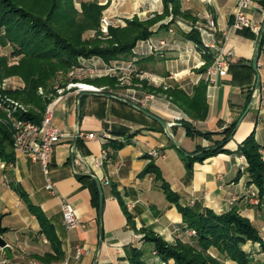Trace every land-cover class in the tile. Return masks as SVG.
Masks as SVG:
<instances>
[{"label": "crops", "instance_id": "obj_1", "mask_svg": "<svg viewBox=\"0 0 264 264\" xmlns=\"http://www.w3.org/2000/svg\"><path fill=\"white\" fill-rule=\"evenodd\" d=\"M138 5L143 18L163 11L162 0H119L106 12L123 25ZM235 6L236 0H180V11L186 15L174 16L169 12L156 20L149 27L150 36L134 46L130 60L104 62L96 56L78 59L80 69L88 66L103 71L105 65L134 63L149 57L138 74L149 73L165 87L191 94L199 80L207 79L205 72L198 71L204 63L201 53L187 37L191 29L198 32L197 27H205L213 19L216 30L205 38L223 44L233 53L229 60L232 66L228 65L226 74L213 75V83L207 82L208 111L203 120L190 119L164 93L157 91L149 94L144 105L137 106L155 114L162 122L98 92L81 91L80 99L75 91L55 97L44 116H49L53 126L69 133L54 145L49 156L47 177L55 194L44 188L46 176L39 163L16 153L13 146L12 160L0 158V227L3 228L0 236L6 242L0 246V257H7L9 264H128L131 249L137 244L144 251L146 264H174L173 260L162 261L153 254L154 247L144 240L143 231H153L169 242L193 243L195 237L188 233L177 206L165 197L161 181L153 173H143L149 162L157 166L162 180L177 195L181 206L198 205L221 214L229 210L228 201L235 199L232 207L250 220L264 241V199L258 205L250 203V193L256 187L250 183L247 171L239 170L242 161L237 153L242 140L253 132L264 156V0H253L246 10L257 32L247 28L232 31L222 41L220 31L231 23ZM198 35L200 40L204 38L200 32ZM160 40L164 44H159ZM254 58L256 71L252 67ZM13 81L16 87H21L18 78L14 77ZM160 83H148V86L162 88ZM104 87L107 86H100ZM254 87L258 90L257 97L249 95ZM110 89L113 94L121 91L117 86ZM126 90H135L138 96L145 93L136 86ZM174 114L186 116L195 133L186 134L182 123L169 126ZM233 122L236 125L223 152L202 161L187 162L182 151L190 155L199 147L211 146ZM75 130L93 133L94 137H75ZM196 131L217 134L206 138ZM104 134L109 137L107 141L101 139ZM109 141L124 144L114 149ZM152 150L158 156L151 155ZM95 157L100 159L98 166L94 164ZM91 171L99 179L103 193L101 218L96 206L95 183L89 176ZM61 200L72 205L83 226L69 230L64 227ZM29 205L42 212L44 225ZM76 244L88 248V253L79 260L73 258ZM241 249L249 254L252 264L264 263L259 243L247 240ZM210 254L226 264H236L214 248Z\"/></svg>", "mask_w": 264, "mask_h": 264}, {"label": "trees", "instance_id": "obj_2", "mask_svg": "<svg viewBox=\"0 0 264 264\" xmlns=\"http://www.w3.org/2000/svg\"><path fill=\"white\" fill-rule=\"evenodd\" d=\"M162 4V14H155L146 21L140 22L134 17L124 21L123 25L109 27V39L84 40L82 34L87 29L98 28L102 6L95 1L82 3L79 13L72 0H0V47L10 46L11 48L9 56L0 55V80L9 75H18L23 80L24 86L9 94L33 110L27 111L24 117L23 114H19L20 117L39 124L51 99L39 95L38 88L41 87L47 93H51L47 90L49 82L54 80L59 71L65 72L72 66L80 67L79 58L96 56L104 62L130 60L134 46L139 40L150 36L149 27L156 20L169 12L174 16L186 15L180 11V0H162ZM187 37L194 41L204 60L198 71L205 72L212 63L213 52L203 47L198 32L194 29L189 31ZM8 57L19 58V61L17 64L10 65ZM147 59L149 57L140 58L134 62V65L137 66L136 73L143 70L142 63ZM231 66L232 64L229 65V67ZM141 83L146 90L164 93L190 119L203 120L206 118L208 105L205 95V80H199L191 94H186L175 87L151 88L144 80ZM249 92L251 95L252 88ZM182 124H184L186 134L195 133L190 122L185 120ZM235 125L236 122H233L225 127L221 131L223 137L211 146L199 147L195 153L186 156L187 162L194 159L202 161L207 156L223 152V146L231 137ZM196 132L206 138L217 134L215 132ZM12 134L10 125L0 122V158L6 161L13 159ZM109 143L114 149L124 144L111 141ZM260 149L261 146L256 142L254 134L251 132L242 140L237 153L239 152L247 160L246 171L250 183H254L258 188L261 201L264 199V160H262ZM182 153L185 155L184 151ZM148 172L153 173L156 180L161 181L165 197L177 206L185 226L195 231V242L176 240L175 243L170 244L153 231L144 230V240L153 245L162 261L172 259L174 264H225L210 254V249L214 248L220 255L236 264H252L253 261L249 254L241 249V245L247 240L259 243L260 250L264 252V241L249 219L235 210L216 214L212 210L201 208L198 205L181 206L178 203L177 195L162 180L159 169L153 162H149L143 171V173ZM94 183L95 195H97L96 206H98V190L95 181ZM20 194L23 196L21 192ZM121 204L126 211L123 203ZM29 209L44 225L45 218L42 212L33 205H29ZM2 231L3 228L0 227V232ZM143 254V249L132 248L128 264H146Z\"/></svg>", "mask_w": 264, "mask_h": 264}, {"label": "built area", "instance_id": "obj_3", "mask_svg": "<svg viewBox=\"0 0 264 264\" xmlns=\"http://www.w3.org/2000/svg\"><path fill=\"white\" fill-rule=\"evenodd\" d=\"M117 1V0H113ZM253 0H236V6L233 10V19L231 23L227 24L221 31L222 41L227 37V35L232 31H239L242 29H250L254 32H257V28L252 24L251 20L246 14V10L252 5ZM137 12H141V6L138 5L136 9ZM100 27L102 30H107L108 27L119 25L117 22L113 21L111 17L107 15H102L99 19ZM216 30V23L213 19H209L207 21V29H200L201 36L204 38L201 39V43L203 47L212 50L213 52V60L210 66L205 71L207 80L209 83H213V75H225L227 72V68L229 65V60L232 58V51L226 49L223 44H219L214 40H208L205 38V35H212V31ZM169 31H172L171 29ZM221 41V42H222ZM220 42V43H221ZM159 44H164L163 40L159 41ZM150 48H156L153 45H149ZM157 49V48H156ZM91 68V67H89ZM109 68V69H107ZM105 70L110 71H122L127 73L136 72L134 65L128 63L126 65H119L115 67H107ZM82 70L86 69L85 67L81 68ZM88 69V68H87ZM94 69L95 68H91ZM142 76H147L148 78L155 79V77L149 73H142ZM80 88H88L93 89L91 86L89 87H81ZM251 95L254 97L258 96V90L256 87L252 88ZM149 98L146 95L141 100V105H144L146 99ZM182 117L180 115H172L171 121L169 125H174L180 121ZM12 137H13V150L16 153L24 154L30 158L33 162L39 163L41 166L42 172L46 176V182L44 188L51 194H55V190L53 187V183L47 177L49 170V156L53 151L54 145L61 141L62 139L69 136V133L59 129L52 125L49 116H44L39 124H36L28 119H18L17 117H12ZM73 136L75 137H85L91 139L94 137L93 133L84 132L81 130H75ZM108 135L104 134L101 136V139L107 141ZM106 154L105 151H103ZM153 156H158L157 151L152 150L150 152ZM94 164L98 166L100 164L99 158H94ZM129 206V205H128ZM61 207V215H62V223L64 227L69 230L76 228L77 226H83L80 222L79 216L76 211L72 207V205L65 201H60ZM194 234V231H191ZM88 253V248L82 244H76L73 247V258L75 260H79L82 256ZM0 264H9V260L7 257H0ZM37 264V263H32Z\"/></svg>", "mask_w": 264, "mask_h": 264}, {"label": "rangeland", "instance_id": "obj_4", "mask_svg": "<svg viewBox=\"0 0 264 264\" xmlns=\"http://www.w3.org/2000/svg\"><path fill=\"white\" fill-rule=\"evenodd\" d=\"M72 1H73L75 9L79 13L81 12L82 3L86 2V1H95L98 5L102 6V11H101L100 17L102 15H107L110 17V14L107 13L106 10L111 5H115L119 0H117V1H113V0H72ZM143 16H144L143 12L135 11L131 16H129L128 18H125L124 21L130 20L134 17H136L138 19V21H140V22H143V21H146L147 19H149V18H143ZM100 17H99V19H100ZM99 19H98V28L97 29H93V28L87 29L82 34V39L87 40V39L101 38V39L106 40V39L110 38L109 33H108L109 27L107 28L106 31L102 30V28L100 27ZM200 29H207V25L205 27H201V26L197 27L198 32H200ZM102 41H104V40H102ZM139 41H141V40H139ZM10 51H11L10 46L0 47V55L9 56ZM18 61H19V58L8 57V64H10V65L17 64ZM131 64L134 65L133 62H131ZM119 65H126V64L117 62V63L112 64V65H105V67L106 68L107 67L112 68V67L119 66ZM84 67L86 68L84 70L80 69L79 67L72 66L68 70H66L65 72L59 71L55 75L54 80L49 82L47 90H49L51 93H47L46 90L39 87L37 90L38 94L41 95L42 97H46L47 99L48 98L51 99L50 100V102H51L55 97L62 95V94L69 92V91H75L78 94L81 93V91H89V92H93V93L98 92V93L111 94L115 97H119V98L125 99L127 101H130L136 105H141V100L144 98V96H146V95L149 96V94L152 93V91L146 90L142 87L143 85H142L141 81L144 80L147 82V84L148 83H154V84L160 83V81L156 78L151 79V78H148L147 76H141V74H138L136 72L127 73V72H122L120 70H118V71H114V70L107 71V70H105L106 69L105 67H104L103 71H101V69L95 68V70H94V69L89 68L88 66H84ZM107 69H109V68H107ZM14 77L18 78L20 80L21 87L15 86L16 85L15 81H13ZM94 80H96V81H94ZM206 80L207 79H205V81ZM207 82H209V81H206V85H208ZM79 84L89 85L93 89L80 88L78 86ZM160 84H161V87L163 89H167V87H165L164 84H162V83H160ZM23 86H24V82L18 75H9V76L3 77L0 80V113H1L0 122L9 124L11 129H12V121H13L12 117L18 118L22 114L24 117L25 116L24 114L27 111H33L26 104L22 103L20 100H18L13 95L9 94L10 92H15V91H18L19 89H22ZM100 86H107V87H104L102 89V88H100ZM116 86H117V88L121 89V91L114 92V94H113L110 91L111 90L110 88L111 87L115 88ZM131 86H136L138 89L144 91L145 93L138 96L137 91H135V90H129V92H128L126 89L131 87ZM119 94H120V96H119ZM48 104H47V106H48ZM47 106H46V108H47ZM45 113H46V109L43 112V117H44ZM176 115H179V114H176ZM181 117H182V119L180 121H178V123H182L183 121H185L187 119L186 116H181ZM18 119L25 120V118H21V117ZM260 153H261V149H260ZM261 155H262V153H261ZM238 156L240 157V159L242 161V163L239 166V170L244 171L247 168V160L239 152H238ZM262 160H264V156H262ZM255 187H256V185H255ZM250 194H251L250 199H249L250 203L253 205H258L260 203V199H259L260 196L258 195V188L256 187V190L252 191ZM234 202H235V199H230L228 201V204L230 206L228 211H231V210L236 211V209L234 207H232L234 205ZM191 231H192V229H189L188 233L190 235L194 236L195 231L193 230L194 234H192ZM165 241L170 243V244H173V243H175L176 240L174 242H169L167 240H165ZM136 245L134 246V248L140 249V247H137ZM153 254H157V253L154 251ZM169 260H172V259H169ZM220 260L223 261L222 259H220Z\"/></svg>", "mask_w": 264, "mask_h": 264}, {"label": "water", "instance_id": "obj_5", "mask_svg": "<svg viewBox=\"0 0 264 264\" xmlns=\"http://www.w3.org/2000/svg\"><path fill=\"white\" fill-rule=\"evenodd\" d=\"M252 67L254 69V71H256V58H254L252 60ZM258 82H259V77L257 75V80H256V85H258ZM103 96H106L108 98H113V99H117L125 104H128L132 107H135L137 110L141 111L142 113H144L145 115H147L148 117L152 118L153 120H156V121H159V122H162L161 119L159 117H157L155 114L147 111L146 109L140 107V106H137L136 104L130 102V101H127L125 99H122V98H119V97H115L111 94H106V93H99ZM82 95V92L78 94V99H80ZM249 107V106H248ZM241 118V117H240ZM186 156H189V154L185 153ZM89 176L91 178H93V180L96 182V185H97V190H98V212H99V217L101 218V214H102V205H103V193H102V189H101V184H100V181L99 179L94 175V173L91 171L89 172ZM99 233H100V240L99 242H101V237H102V232H101V227H99ZM6 242L5 240L0 236V246L3 247L5 246Z\"/></svg>", "mask_w": 264, "mask_h": 264}, {"label": "bare ground", "instance_id": "obj_6", "mask_svg": "<svg viewBox=\"0 0 264 264\" xmlns=\"http://www.w3.org/2000/svg\"><path fill=\"white\" fill-rule=\"evenodd\" d=\"M81 87H89V86H87V85H80Z\"/></svg>", "mask_w": 264, "mask_h": 264}]
</instances>
